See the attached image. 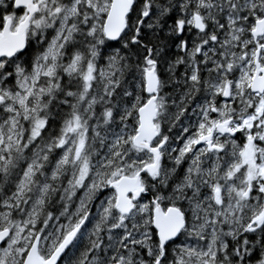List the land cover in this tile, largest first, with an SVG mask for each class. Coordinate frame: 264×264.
<instances>
[{"label": "snow or ice", "instance_id": "obj_1", "mask_svg": "<svg viewBox=\"0 0 264 264\" xmlns=\"http://www.w3.org/2000/svg\"><path fill=\"white\" fill-rule=\"evenodd\" d=\"M0 264H264V0H0Z\"/></svg>", "mask_w": 264, "mask_h": 264}]
</instances>
